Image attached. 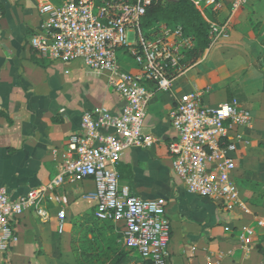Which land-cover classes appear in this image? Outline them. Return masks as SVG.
I'll return each instance as SVG.
<instances>
[{
	"label": "crops",
	"instance_id": "0c3cea01",
	"mask_svg": "<svg viewBox=\"0 0 264 264\" xmlns=\"http://www.w3.org/2000/svg\"><path fill=\"white\" fill-rule=\"evenodd\" d=\"M47 1L0 0V186L12 199L46 185L59 172L61 163L52 150L64 148L68 136L79 130L84 111L104 106L116 112L121 106L107 73H95L79 60L64 64L44 59L30 47L29 39L41 20L39 8ZM216 46L205 50L197 63L187 64L170 91L154 92L143 133L160 141L148 148L128 149L117 166L120 184L127 185L131 194L165 204L172 229L168 264H264V226L256 224V219L264 220V48L246 66L240 57L227 61ZM122 63L125 70H138L129 59ZM69 82L87 84L80 102L76 91L67 87ZM205 88L209 92L204 104L217 106L237 97L251 111V123L241 129L234 153V181L250 214L239 208L227 213L209 198L188 194L172 170L166 148L175 137L170 111L180 95ZM122 171L132 178L131 186L120 180ZM93 188L91 180H65L46 191L49 218L41 219L33 212L19 217V241L6 253L0 252V264H30L39 258L35 246L50 250L55 234L61 237L57 245L66 246L72 221L89 213L96 220L94 203L85 198ZM61 196L66 202L55 201ZM59 210L65 212V230L60 234L56 230ZM49 222L54 223L52 228ZM248 225L255 235L243 245L238 231Z\"/></svg>",
	"mask_w": 264,
	"mask_h": 264
},
{
	"label": "built area",
	"instance_id": "2783aa9c",
	"mask_svg": "<svg viewBox=\"0 0 264 264\" xmlns=\"http://www.w3.org/2000/svg\"><path fill=\"white\" fill-rule=\"evenodd\" d=\"M165 0H65L44 2L41 18L29 45L40 57L60 63L79 60L94 72L107 73L109 84L121 99L118 111L104 106L81 114L79 130L72 132L62 149L52 152L60 160L59 172L46 185L32 188L12 199L0 186V252L6 253L18 241L17 220L27 212L48 219L46 191L67 180H91L94 188L85 198L94 203V217L110 223L120 235L124 248L150 264H168L171 223L165 204L131 194L121 185L117 166L125 151L148 148L160 141L143 133L146 110L155 91H170L173 81L187 68V53L195 38L178 24L160 25L149 37L141 30V20L153 4ZM206 21L210 49L228 39L235 13L248 0H188ZM1 18V9H0ZM135 42H127V33ZM118 50L134 61L138 70L120 66ZM124 52L122 54H124ZM209 88L180 95L169 118L175 137L166 143L171 167L188 194L206 197L230 213L235 208L251 211L240 198L234 181L236 143L241 129L251 123V111L237 98L217 106L204 104ZM56 202H66L64 196ZM65 212H56L57 233L65 230ZM258 226L264 220L256 219ZM254 229L242 226L238 237L247 245Z\"/></svg>",
	"mask_w": 264,
	"mask_h": 264
},
{
	"label": "rangeland",
	"instance_id": "374dc122",
	"mask_svg": "<svg viewBox=\"0 0 264 264\" xmlns=\"http://www.w3.org/2000/svg\"><path fill=\"white\" fill-rule=\"evenodd\" d=\"M63 1L65 0H48V2L56 4ZM163 24L168 26L181 25L180 22L162 20L158 22L157 28ZM135 40V35L129 31L127 42L133 43ZM215 46L218 54L224 56L227 61L240 57L246 66L250 65L252 60L258 57L260 50L264 48V0H249L241 8L230 37L218 41ZM123 52V50L117 52L120 66L123 68L122 59H129V63L133 66L134 61L125 52L122 54ZM203 55L198 60H201ZM190 57L191 60L193 53ZM198 60L191 62V65L197 63ZM69 78L74 81L71 75ZM86 86L87 84L84 82L76 85L72 82L67 84V87L72 88V91H76L79 102L84 98ZM131 179L128 172L122 171L120 173L122 182L130 185L132 184ZM71 224L67 236L69 243L66 246L57 245V241L61 237L59 238L55 234L50 250H46L40 244L35 246V253L39 258L30 264H148L143 263L137 253L123 247L120 235L118 232H114V227L94 220L90 213L86 217L75 219ZM48 225L52 228L54 223L49 222Z\"/></svg>",
	"mask_w": 264,
	"mask_h": 264
},
{
	"label": "trees",
	"instance_id": "16d2710c",
	"mask_svg": "<svg viewBox=\"0 0 264 264\" xmlns=\"http://www.w3.org/2000/svg\"><path fill=\"white\" fill-rule=\"evenodd\" d=\"M180 22L184 30L193 35L195 38V46L187 53L185 64H191L200 59L203 52L208 46L207 23L196 9V7L188 0H165L163 2L151 5L141 20V28L143 35L149 37L156 31L158 22L162 20ZM193 57L190 60V56ZM143 263L150 264L147 260Z\"/></svg>",
	"mask_w": 264,
	"mask_h": 264
},
{
	"label": "water",
	"instance_id": "95a60500",
	"mask_svg": "<svg viewBox=\"0 0 264 264\" xmlns=\"http://www.w3.org/2000/svg\"><path fill=\"white\" fill-rule=\"evenodd\" d=\"M173 1H176V0H173Z\"/></svg>",
	"mask_w": 264,
	"mask_h": 264
}]
</instances>
